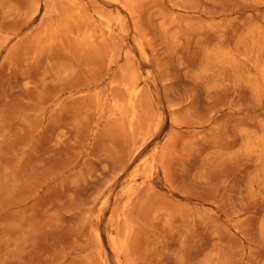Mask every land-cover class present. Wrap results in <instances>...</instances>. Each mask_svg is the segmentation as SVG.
Here are the masks:
<instances>
[{
    "label": "rangeland",
    "instance_id": "1",
    "mask_svg": "<svg viewBox=\"0 0 264 264\" xmlns=\"http://www.w3.org/2000/svg\"><path fill=\"white\" fill-rule=\"evenodd\" d=\"M0 264H264V0H0Z\"/></svg>",
    "mask_w": 264,
    "mask_h": 264
}]
</instances>
